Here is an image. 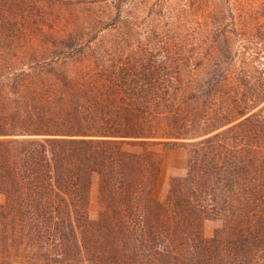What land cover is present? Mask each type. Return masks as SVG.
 I'll list each match as a JSON object with an SVG mask.
<instances>
[{"label": "trees", "instance_id": "trees-1", "mask_svg": "<svg viewBox=\"0 0 264 264\" xmlns=\"http://www.w3.org/2000/svg\"><path fill=\"white\" fill-rule=\"evenodd\" d=\"M196 2L175 55L84 42L0 64V136H21L0 137V264H264V4ZM183 140L162 201L156 145Z\"/></svg>", "mask_w": 264, "mask_h": 264}, {"label": "rangeland", "instance_id": "rangeland-1", "mask_svg": "<svg viewBox=\"0 0 264 264\" xmlns=\"http://www.w3.org/2000/svg\"><path fill=\"white\" fill-rule=\"evenodd\" d=\"M234 1L241 2L236 11L242 16L248 10L243 4L249 5L252 1L264 4V0ZM224 2L219 0L221 5ZM198 10L196 0H0V46L8 50L0 54V64L22 66L50 60L56 57V52L84 42L127 47L130 51L162 47L175 55L174 50L183 52L188 44L186 15L194 16L191 13ZM261 11L264 13V9ZM59 58L63 64L98 61L92 54L64 57L60 53ZM183 141L156 145L161 156V171L153 194L162 201L168 199L175 179L189 172L193 145L188 140ZM5 201V194L0 192V203ZM100 208L94 193L90 206L93 218L98 216ZM223 225L224 221L218 217H206L202 221V233L212 238ZM11 261V264H41L23 255H14Z\"/></svg>", "mask_w": 264, "mask_h": 264}]
</instances>
